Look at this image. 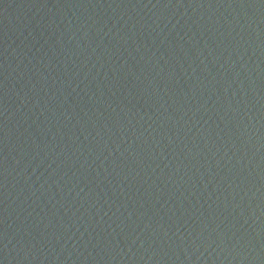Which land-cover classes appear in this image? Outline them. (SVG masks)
Here are the masks:
<instances>
[{"label":"water","instance_id":"obj_1","mask_svg":"<svg viewBox=\"0 0 264 264\" xmlns=\"http://www.w3.org/2000/svg\"><path fill=\"white\" fill-rule=\"evenodd\" d=\"M0 264H264V0H0Z\"/></svg>","mask_w":264,"mask_h":264}]
</instances>
